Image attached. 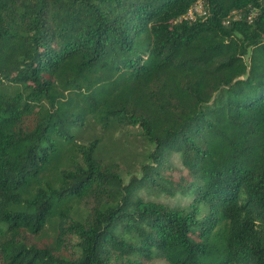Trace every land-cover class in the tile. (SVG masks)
I'll list each match as a JSON object with an SVG mask.
<instances>
[{"label":"trees","instance_id":"1","mask_svg":"<svg viewBox=\"0 0 264 264\" xmlns=\"http://www.w3.org/2000/svg\"><path fill=\"white\" fill-rule=\"evenodd\" d=\"M0 264H264V0H0Z\"/></svg>","mask_w":264,"mask_h":264},{"label":"built area","instance_id":"2","mask_svg":"<svg viewBox=\"0 0 264 264\" xmlns=\"http://www.w3.org/2000/svg\"><path fill=\"white\" fill-rule=\"evenodd\" d=\"M196 14H203V15L206 14V11H205V9L202 6V3L200 1L191 7V9L186 14V18L194 19ZM256 14H257L256 9H252L250 11V13L248 14V17H247L248 20L249 21H253V19L256 16Z\"/></svg>","mask_w":264,"mask_h":264},{"label":"rangeland","instance_id":"3","mask_svg":"<svg viewBox=\"0 0 264 264\" xmlns=\"http://www.w3.org/2000/svg\"><path fill=\"white\" fill-rule=\"evenodd\" d=\"M142 149L140 148V149H137V152H139L140 154L142 153V151H141ZM135 153V152H134ZM134 167H136V165L134 166ZM136 169V168H135ZM134 169V170H135ZM172 200V202H175L176 201V199L174 198V199H171Z\"/></svg>","mask_w":264,"mask_h":264}]
</instances>
